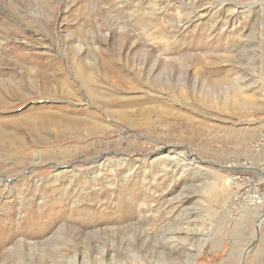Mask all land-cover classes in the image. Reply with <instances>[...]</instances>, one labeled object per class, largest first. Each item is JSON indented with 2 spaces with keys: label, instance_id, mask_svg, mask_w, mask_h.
I'll return each mask as SVG.
<instances>
[{
  "label": "rangeland",
  "instance_id": "374dc122",
  "mask_svg": "<svg viewBox=\"0 0 264 264\" xmlns=\"http://www.w3.org/2000/svg\"><path fill=\"white\" fill-rule=\"evenodd\" d=\"M0 125V220L26 240L1 230L0 264H194L200 247L196 264H264V204L239 187L264 197V0H0ZM167 149L194 183L160 170Z\"/></svg>",
  "mask_w": 264,
  "mask_h": 264
},
{
  "label": "bare ground",
  "instance_id": "6f19581e",
  "mask_svg": "<svg viewBox=\"0 0 264 264\" xmlns=\"http://www.w3.org/2000/svg\"><path fill=\"white\" fill-rule=\"evenodd\" d=\"M234 18V17H233ZM234 20L235 19H233V21L231 20V22H234ZM54 62V61H53ZM50 63V62H49ZM49 65V64H48ZM112 65H111V63L110 62H106L105 63V69H106V71L108 72V73H113V69H112V67H111ZM47 67V66H46ZM48 68H49V66H48ZM59 68V67H58ZM53 69H55L54 67H53ZM116 69V68H115ZM47 70V69H46ZM66 71V70H65ZM43 73V72H42ZM74 73V72H73ZM115 73V72H114ZM46 74V73H45ZM116 75V74H115ZM44 76V75H43ZM74 76H76L77 77V79H79V80H81V83L85 86V88H87V92H88V99L89 100H91V101H94V102H102V101H106L107 100V98L104 96V94H102L100 91H97V89H96V87H97V81H96V79L95 78H93L92 77V75H91V73H88L87 71H84V69H77L76 71H75V73H74ZM46 77V76H45ZM111 77H113V74H112V76ZM115 77V76H114ZM114 77H113V79H114ZM32 78V77H31ZM30 78V79H31ZM43 78V77H42ZM111 79V78H110ZM112 79V81H115L116 82V79H114L113 80ZM78 80V81H79ZM47 82V81H46ZM36 84V83H35ZM44 85V86H46L47 87V85H46V83H45V79L43 78L42 80H41V85ZM48 84V83H47ZM80 84V83H79ZM250 85V84H249ZM20 86V85H19ZM88 86H90V87H88ZM246 87V86H245ZM84 88V89H85ZM36 89V88H35ZM44 89V88H43ZM244 89V88H243ZM69 90V89H68ZM70 90H71V88H70ZM242 90V89H241ZM72 91V90H71ZM235 91H237V89H234L233 90V93L235 92ZM70 92V91H69ZM12 93L14 94V95H17L18 96V98H20L21 100L22 99H24V93L22 92V90H19V87H16V88H14V90L12 91ZM11 93V94H12ZM235 95V94H234ZM233 96V95H232ZM217 97V96H216ZM87 99V100H88ZM222 101H224V100H222ZM227 102H229V101H227ZM51 117H53V116H51ZM54 117H56V116H54ZM59 117V116H58ZM92 118H90V119H82V118H80V119H78V118H71V117H66V116H63L62 118H60L59 120H64L63 121V123L65 124V127H68V129H73V130H75L76 131V133H79V132H77V131H79L80 129H86V130H88V131H93V130H96L97 128L99 129V127H101L100 126V121H98V119L96 118V117H94V116H91ZM28 117H26V119H27ZM31 119V118H30ZM54 120H55V118H53ZM56 119H58V118H56ZM66 119V120H65ZM37 121V120H36ZM25 122H27V121H25ZM41 125V124H40ZM62 125V124H61ZM1 126V125H0ZM39 126V125H38ZM32 127V126H31ZM37 127V126H36ZM48 127V126H47ZM67 129V128H66ZM67 129V130H68ZM57 130V129H56ZM81 130V131H82ZM69 131V130H68ZM2 132H4L3 131V127H2V129L0 128V135L2 134ZM89 133V132H88ZM4 134V133H3ZM5 134H7V133H5ZM1 138V137H0ZM10 139V138H9ZM15 139V138H14ZM3 140V139H2ZM19 143V142H18ZM19 145H20V143H19ZM18 145V146H19ZM21 147V146H20ZM5 149V148H4ZM259 150H261V148H259ZM262 151V150H261ZM19 154V153H18ZM163 154V158H165L166 156V158L168 159L167 160V164L165 165V166H163V167H161L160 168V170L162 171V172H164V174H168V173H174L173 175H182V174H185V173H188V172H192L191 174H192V176H191V181L194 183V181L196 180V178H197V174H198V172H199V174H200V171H198L197 170V167L195 166V161L193 160H189V158H187L186 156H183V157H181V162H178V161H176V158H175V155H173L172 153H171V150H164V153H162ZM186 155V154H185ZM165 156V157H164ZM103 159V157H101V158H98V159H95L94 161L96 162H100L101 160ZM192 159H194V158H192ZM99 160V161H98ZM164 160V159H163ZM166 161V160H165ZM264 163V159H263V162H262V164ZM102 166H101V165ZM162 164V163H161ZM243 165H247V166H251V168H247L246 167V169H252V167H254L253 165H248L246 162H243V163H239V162H236V163H233V162H231V163H228V165L226 166V169L227 170H229V171H233V172H236L237 170H246V169H242L244 166ZM105 166V161L103 160L102 162H100L99 163V167L100 168H103ZM238 166V167H237ZM264 168V167H263ZM230 169H232V170H230ZM253 170H254V168H253ZM128 172V171H127ZM127 172L125 173V175L127 174ZM202 173V172H201ZM129 174V173H128ZM235 177H240V176H237V175H234L233 177H231V179H234ZM242 177V176H241ZM240 177V179H244V183H241V186H239V187H242V188H247V187H249V194H248V196H247V200H246V202H245V204H246V206L247 205H250V206H252V207H254L256 204H259V205H263L264 204V197L261 195V194H258V187H257V183H255V182H252V180H248V179H246V177L244 176L243 178H241ZM2 182H3V179H2ZM198 182V181H197ZM5 185L7 184L6 182H3ZM245 183H247V185L248 186H244L245 185ZM225 184H228V182L226 181L225 182ZM241 189V188H240ZM253 189H255V190H253ZM251 192H254V194H251ZM236 196H237V194L235 195V199H236ZM190 196H188V195H185L184 197H182L181 199H180V201H182L183 203H187V201L190 199L189 198ZM179 203V202H178ZM183 205V204H182ZM182 205H180V206H182ZM178 206V205H177ZM146 212V211H145ZM145 212H144V214H143V216L142 217H147L146 215H145ZM4 215L6 216V217H9V213H4ZM187 216V215H186ZM187 217H189V216H187ZM189 218H191V217H189ZM187 219V220H185V222H184V224L185 223H190L191 221H190V219ZM263 221H264V215H261L260 216V218H259V228L262 226V224H263ZM14 224V225H13ZM13 224H12V220L11 219H2V220H0V231L1 230H3V229H6L5 230V232H4V235H7V237H6V243L10 240H14L13 242H12V244H10L9 246H7L8 248V250H10V251H13V250H16L17 248H19V247H22L23 246V243L25 244V242H26V240L24 239V238H15V235H17V232H19L20 231V226H21V224L19 223V224H16L14 221H13ZM258 224V223H257ZM18 225H19V227H18ZM192 229V228H191ZM191 229H190V226L188 225L187 227L185 226V228L184 227H179L178 229H177V231H173L172 233H170V235H169V241L170 242H168V244H167V248L170 250V251H173V246H175V245H177V244H179V243H181V241L182 242H186V241H188L189 239H190V235L192 234V233H190L191 232ZM7 230H10V232L8 231L7 232ZM180 232V234H177L176 235V232ZM6 232H7V234H6ZM146 232V231H145ZM144 231H143V233L141 232L140 234V236L143 238V237H146V235H144L143 236V234L145 233ZM258 232V231H257ZM256 232V235L255 236H258L259 234ZM1 233V232H0ZM181 234L183 235V237H181ZM186 244V243H185ZM170 245V246H169ZM171 245H173V246H171ZM204 245V244H203ZM185 246V245H184ZM176 247V246H175ZM175 247H174V249H175ZM186 248V247H185ZM203 248V247H202ZM22 250V249H21ZM199 251L197 252V254L195 253V251H194V253L196 254H192V255H190V260H191V262H193L194 264H196L195 263V258H196V256L201 252V247H200V249H198ZM18 251H19V249H18ZM179 251H186V249L184 250V248H183V246L181 245V247H178V249H176L175 250V252L177 253H180ZM20 252V251H19ZM14 253V252H13ZM162 254H163V252H161ZM182 253V252H181ZM189 254H190V252H188ZM182 255V254H181ZM195 255V256H194ZM76 256L77 255H75V257H74V259H76ZM139 258V257H138ZM137 258V259H138ZM172 261V260H171ZM141 264H145V263H141Z\"/></svg>",
  "mask_w": 264,
  "mask_h": 264
},
{
  "label": "built area",
  "instance_id": "2783aa9c",
  "mask_svg": "<svg viewBox=\"0 0 264 264\" xmlns=\"http://www.w3.org/2000/svg\"><path fill=\"white\" fill-rule=\"evenodd\" d=\"M253 190H255V189H253ZM251 194H254V192H252ZM258 194H259V191H258Z\"/></svg>",
  "mask_w": 264,
  "mask_h": 264
},
{
  "label": "crops",
  "instance_id": "0c3cea01",
  "mask_svg": "<svg viewBox=\"0 0 264 264\" xmlns=\"http://www.w3.org/2000/svg\"><path fill=\"white\" fill-rule=\"evenodd\" d=\"M258 240V239H257ZM255 256V255H254Z\"/></svg>",
  "mask_w": 264,
  "mask_h": 264
}]
</instances>
